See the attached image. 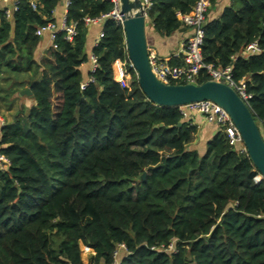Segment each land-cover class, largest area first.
Instances as JSON below:
<instances>
[{
	"label": "trees",
	"instance_id": "trees-1",
	"mask_svg": "<svg viewBox=\"0 0 264 264\" xmlns=\"http://www.w3.org/2000/svg\"><path fill=\"white\" fill-rule=\"evenodd\" d=\"M197 1L152 0L155 31L180 30L177 13ZM59 3L37 0L33 9L23 2L11 17L0 11V72L25 74L11 93L19 110L0 123L8 159L0 168V264H84L81 242L95 251V264H113L121 243L123 264H264V177L256 179L248 153L220 129L200 153L193 147L198 125L178 107L152 102L134 68L123 86L114 63L129 62L125 32L111 18L92 50L94 79L81 87L88 77L80 67L89 60L84 18L110 12V1L71 0L67 21L77 23V35L69 41L59 33L38 58L36 31L56 21ZM204 29V62L246 79L259 124L264 0H229ZM254 41L261 51L243 56ZM209 79L202 69L195 81ZM27 87L32 95H21ZM172 242L174 250L160 249Z\"/></svg>",
	"mask_w": 264,
	"mask_h": 264
},
{
	"label": "built area",
	"instance_id": "built-area-1",
	"mask_svg": "<svg viewBox=\"0 0 264 264\" xmlns=\"http://www.w3.org/2000/svg\"><path fill=\"white\" fill-rule=\"evenodd\" d=\"M107 1H110L113 4L112 10L100 17H85L84 21L87 25L101 24L107 18H111L116 22L122 24L123 14H121V1ZM141 1L144 5L145 15L147 17L148 11L153 5L152 0ZM0 2L8 5L3 9L7 17H11L12 14L19 9L20 5L23 2H30V5L33 9L37 8V0H0ZM64 3L65 11L60 22L49 21L45 25L39 27L36 31V33L40 36H43L45 32H48L51 40V45H55L54 41L56 40L59 33H64L65 38L69 41H73L78 33L77 23H68L67 21V9L71 3V0H65ZM210 6V0H198L191 12L186 14L180 12L177 13L178 17L183 22L184 27H188L191 29L190 35L181 42L179 50L174 55V57L181 60L182 63L173 64L169 61V58L161 57L156 50L150 48L149 60L152 70L158 77V79L163 82L179 83V81L196 82L195 80L198 73L202 69H205L211 76V79L222 81L231 85L237 90L241 97L246 102H248V100L251 98V94H249L246 90V79L236 80L234 78L231 66L225 68H216L212 64L204 62L202 54V45L205 36L204 24L207 19V13ZM97 42L95 43V45L97 44ZM260 51L261 48L259 47L257 41H254L246 46L244 52H242V55L248 56ZM90 61L92 63L90 73H92L98 66L97 59L93 52L90 54ZM114 66L115 71L118 73V77L116 79L123 86H128L130 69L134 68L132 62L130 60L128 62L117 59L114 63ZM93 79L94 77L92 75H89V77L82 82L81 87H86L91 81H93ZM178 108L181 115L187 121L193 122V118L197 115H200L204 117L206 121L214 123L217 126V129L223 130L225 132L231 145L238 147V150L241 153H247V148L243 142V138L239 129L235 125L230 114L219 104L211 100H201L178 106ZM0 123H3V121ZM258 125L264 138V119ZM7 162L8 159L0 152V168H3ZM160 249L174 250L173 242L170 244L168 249H166V247L164 246ZM122 251H126V246L124 243L118 245L114 253L113 264H123Z\"/></svg>",
	"mask_w": 264,
	"mask_h": 264
},
{
	"label": "water",
	"instance_id": "water-1",
	"mask_svg": "<svg viewBox=\"0 0 264 264\" xmlns=\"http://www.w3.org/2000/svg\"><path fill=\"white\" fill-rule=\"evenodd\" d=\"M122 26L125 32L128 58L137 74L145 95L160 106L178 107L190 102L211 100L223 107L239 129L247 153L264 177V138L248 103L231 85L209 79L202 83H166L158 79L149 60L150 44L147 33L145 8L141 0H120ZM185 27H182V29ZM21 95H32L27 87ZM163 124L161 123L160 126ZM145 173L142 174V177Z\"/></svg>",
	"mask_w": 264,
	"mask_h": 264
},
{
	"label": "crops",
	"instance_id": "crops-1",
	"mask_svg": "<svg viewBox=\"0 0 264 264\" xmlns=\"http://www.w3.org/2000/svg\"><path fill=\"white\" fill-rule=\"evenodd\" d=\"M65 0H60L59 5L55 8L54 18L56 22H60L63 13L65 11ZM229 3V0H220L214 6L211 4L207 19H213L219 17L225 5ZM6 4L0 2V11L3 10ZM148 41L150 47L156 50L161 57L169 58L171 63L176 62L178 59L174 57L175 53L179 50L181 42L186 39L190 33V28H181L172 35L162 36L158 34L153 25L151 24L147 29ZM102 34V23L87 25V40H86V52L89 54V60L85 62L81 67L84 78L88 77L91 68L90 54L92 53L95 43L98 41ZM51 46V40L48 32H45L41 38V42L37 52L40 57ZM193 123H196L199 127L198 135L193 147L200 153H204L207 147L208 141L212 139L217 131V126L214 123H210L205 120L204 117L197 115L193 118ZM262 179V177H261ZM93 254L95 251L93 250Z\"/></svg>",
	"mask_w": 264,
	"mask_h": 264
},
{
	"label": "rangeland",
	"instance_id": "rangeland-1",
	"mask_svg": "<svg viewBox=\"0 0 264 264\" xmlns=\"http://www.w3.org/2000/svg\"><path fill=\"white\" fill-rule=\"evenodd\" d=\"M150 11V9H149ZM146 17L147 20V29H149L150 25L152 24V18L149 15ZM38 58H40V55L38 53ZM25 74H10L7 71L0 72V122L4 121H11L17 111L19 110L20 104L19 99L16 95L11 94L12 89L17 87V82L21 81ZM114 75L117 78L118 73L115 71L114 66ZM129 84H130V78H129ZM19 86V85H18ZM21 103V100H20ZM257 180L261 179V175L256 177ZM81 254H82V260L84 264H91L90 259L93 254V249L88 247V245L81 242Z\"/></svg>",
	"mask_w": 264,
	"mask_h": 264
}]
</instances>
